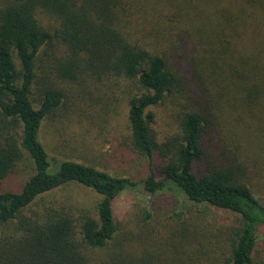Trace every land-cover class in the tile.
Listing matches in <instances>:
<instances>
[{"label": "trees", "instance_id": "trees-1", "mask_svg": "<svg viewBox=\"0 0 264 264\" xmlns=\"http://www.w3.org/2000/svg\"><path fill=\"white\" fill-rule=\"evenodd\" d=\"M54 38L64 54L43 79L39 56ZM175 67H192V95ZM85 77L106 87L108 99L72 111L93 123L126 103L124 145L148 161L141 181L50 156L42 142L65 105L57 80L79 85ZM169 96L182 100L179 132L159 143L152 110ZM213 126L227 138L222 155L205 145ZM259 150L264 0H0V187L29 170L19 190H0V264H264V197L251 183ZM69 185L100 198L87 205L66 197ZM140 185L151 196L182 193L193 223L177 213L162 225L147 210L118 219L114 201ZM210 209L236 218L212 221Z\"/></svg>", "mask_w": 264, "mask_h": 264}, {"label": "rangeland", "instance_id": "rangeland-1", "mask_svg": "<svg viewBox=\"0 0 264 264\" xmlns=\"http://www.w3.org/2000/svg\"><path fill=\"white\" fill-rule=\"evenodd\" d=\"M63 50L64 47L54 38L49 46L41 51L38 73L43 79L50 76L49 69L53 65V56L60 57L64 54ZM175 68L186 75L181 74L189 80L190 84H186V87L188 93L192 95L193 87L196 85L192 67L191 69L190 67ZM57 82L65 93V105L61 109L62 117L55 122L46 123L41 132V140L50 156L69 157L79 162L92 164L115 175L130 177L135 182L144 179L149 173L148 161L126 150L124 145L125 137L128 135L126 103L114 102L115 111L109 112L105 117H94V122L91 123L87 118H83L80 111L75 112L72 109L84 106L91 112L94 111L93 108L99 109L102 97L108 99L105 95L107 88L91 81L88 77H85L79 85L70 84L66 80H57ZM108 93L112 95L110 99L116 100L115 92L111 93L108 90ZM181 101L169 96L163 103L153 108L154 120L151 126L159 143L179 132L177 108L179 109ZM226 139V135L220 131L219 127L213 126L206 135L205 145L212 155H222ZM240 150L244 152V147ZM256 152L259 155H256ZM157 161L160 163V159ZM251 162L255 165L251 180L254 192L257 196L264 197V150L252 151ZM28 173L29 170H21L4 182L0 190L5 188L19 190L28 179ZM61 194L74 197L87 205H93L100 198L79 185H69ZM113 205L118 219L133 221L136 215L139 214L142 217L143 211L147 210L155 214L153 222L162 225L166 221H172L171 217L177 213H182L184 218L189 219L190 225L193 223L190 218L191 203L182 193L174 189L151 196L144 192L140 185L123 192L116 198ZM207 216V219L210 217L212 221L227 224L232 223L236 218L231 213L214 209H210ZM131 227L134 228V226ZM257 250L264 259V228L259 231Z\"/></svg>", "mask_w": 264, "mask_h": 264}]
</instances>
